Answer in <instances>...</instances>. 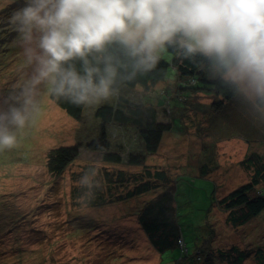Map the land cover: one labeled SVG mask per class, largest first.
<instances>
[{"label": "rangeland", "instance_id": "374dc122", "mask_svg": "<svg viewBox=\"0 0 264 264\" xmlns=\"http://www.w3.org/2000/svg\"><path fill=\"white\" fill-rule=\"evenodd\" d=\"M15 7L12 0H0V88H7L27 70L15 31L8 22ZM177 82L178 79L164 80L150 89L127 87L120 95L128 99L133 110L154 108L158 122L172 124V131L165 133L159 151L148 156L145 166L128 164L131 153L145 151L139 129L132 123L105 126L114 149L119 151L124 146L122 163H109L104 160V152L87 149V143L98 140L104 127L97 109L115 104L118 99L85 107L78 121L51 97H45L34 122L19 134L18 146L0 152V264H174L164 261L152 246L139 224V215L179 177L189 180L176 185L174 204L193 247L194 230L212 208L214 197L210 194L214 191L221 200L252 181L254 170L241 162L254 153L264 159V124L246 116L234 100L221 109L210 107L213 98L208 94L189 97L184 111L178 101L170 105L174 98L166 99L167 92L173 91L176 97ZM189 93L185 91V97ZM198 104L207 108L202 111ZM53 106L74 125L45 121ZM78 146L80 154L61 175L49 172L47 159L52 150ZM205 164L210 170L216 166L211 180L200 177L199 166ZM93 167L99 170L97 178L102 187L95 190L94 197H88L79 181ZM147 168L153 174L158 169L166 170L170 185L162 186L153 175L149 177ZM193 178L197 183H190ZM215 178L219 184L216 190ZM144 182L151 184L150 193L118 200ZM219 205H214L201 231L207 244L224 250L239 247L251 255L243 264L261 263L258 260L259 251L264 253V212L239 227Z\"/></svg>", "mask_w": 264, "mask_h": 264}, {"label": "clouds", "instance_id": "9594fccd", "mask_svg": "<svg viewBox=\"0 0 264 264\" xmlns=\"http://www.w3.org/2000/svg\"><path fill=\"white\" fill-rule=\"evenodd\" d=\"M8 22L27 70L0 88V152L45 97L92 108L118 99L162 57L201 65L244 114L264 124V0H12ZM99 170L79 184L94 197Z\"/></svg>", "mask_w": 264, "mask_h": 264}, {"label": "trees", "instance_id": "16d2710c", "mask_svg": "<svg viewBox=\"0 0 264 264\" xmlns=\"http://www.w3.org/2000/svg\"><path fill=\"white\" fill-rule=\"evenodd\" d=\"M168 57H162L154 70L127 87L133 89L140 86L150 89L154 84L161 81L178 79V82L175 83L176 97L171 94L173 91L169 90L166 99L167 97L170 99L174 98L170 105L173 104V101H178L179 107L184 106L182 107L183 111L186 110V102L189 97L199 93L212 96L213 101L210 104L212 108L221 109L233 101L230 94L223 92L216 82L207 76L205 69L201 65L189 60H177L175 54H170ZM185 91L190 92L189 96L185 97ZM166 99L165 102H167ZM55 101L69 116L78 121L82 120L85 107L76 106L64 100ZM197 108L203 111L207 108V105L201 104L200 106L198 104ZM177 109L181 110V108ZM96 115L104 122V127L98 140L87 143V149L104 152V160L109 163L120 164L123 162L122 153L124 152V146L121 145L119 151L114 149L108 138L105 126L111 123L123 126L132 123V125L135 124L138 127L145 151H137V153L129 155L128 164L131 166H145L148 156L155 155L159 151L165 133L171 132L173 128L171 123L158 122L157 112L154 108H149L146 111L141 108L133 110L128 99L124 97H119L115 104L99 107ZM225 140H229V138H225ZM222 141L220 140L219 142ZM79 149L80 146L73 148L59 147L52 150L47 159L49 172L53 175H61L67 166L78 157L80 154ZM241 163L249 165V169L252 168L254 170L252 181L235 189L221 200H217L218 194H214V191L210 194V197H214V201L211 202L212 208L207 210L205 213L207 216L194 230L196 232L193 234V238H195L193 247H190L185 229L179 221L177 208L174 204L177 197L176 185H179L180 181L189 179L179 177L178 181L176 180L168 190L150 202L140 213L139 224L152 246L162 255L164 261L174 262V264H243L250 258V253L236 246L226 250L213 248L211 244H207L208 242L205 241L207 239L201 233L215 204H220V207L225 208L230 221L239 227L257 219L264 212V188H261V185L264 184V159L259 154L254 153ZM199 170L202 179L211 180L213 178L212 172L216 170V166L210 170L209 164H205L204 167L199 166ZM146 174L149 177L153 175L154 178L163 183L161 184L162 186L170 185L169 174L166 170L158 169L153 174L147 168ZM193 182L197 183L195 178L192 181L190 180V183ZM214 182L216 183L214 190H216L219 187L216 178ZM152 190L151 184L144 182L127 194L119 196L118 200H130L147 195ZM202 195L208 200L204 194ZM258 261L261 262L259 264H264V253L262 250L259 251Z\"/></svg>", "mask_w": 264, "mask_h": 264}, {"label": "bare ground", "instance_id": "6f19581e", "mask_svg": "<svg viewBox=\"0 0 264 264\" xmlns=\"http://www.w3.org/2000/svg\"><path fill=\"white\" fill-rule=\"evenodd\" d=\"M48 120L49 121L52 120L58 124H60V123L66 124L68 127H70L71 125H74V122L70 118H68L61 109H59L55 106H53L51 111L48 112V115H46L45 121H48ZM48 141H50V140H47V141L44 140V142H48Z\"/></svg>", "mask_w": 264, "mask_h": 264}]
</instances>
